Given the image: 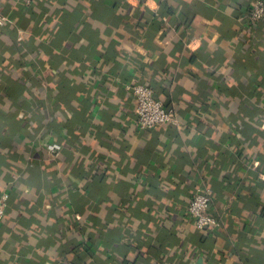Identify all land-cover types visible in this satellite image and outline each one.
<instances>
[{"label": "crops", "instance_id": "0c3cea01", "mask_svg": "<svg viewBox=\"0 0 264 264\" xmlns=\"http://www.w3.org/2000/svg\"><path fill=\"white\" fill-rule=\"evenodd\" d=\"M253 1H2L0 264H264ZM135 81L182 125L141 130ZM200 183L213 230L186 213Z\"/></svg>", "mask_w": 264, "mask_h": 264}, {"label": "built area", "instance_id": "2783aa9c", "mask_svg": "<svg viewBox=\"0 0 264 264\" xmlns=\"http://www.w3.org/2000/svg\"><path fill=\"white\" fill-rule=\"evenodd\" d=\"M0 0V28L7 23L6 17L1 11ZM264 18V0H255L250 6V9L245 15V19L251 23H256ZM134 98L136 123L141 130L151 131L159 125H170L180 127L182 120L175 112L174 107L165 106L164 103L157 98L153 89L139 81L125 86ZM47 152L52 157L58 156L61 146L56 143H51L46 146ZM8 194L3 192L0 194V223L4 217V211ZM211 201V191L200 183L195 189V193L189 205L186 208L188 218L191 220L193 227L197 231L205 229L213 230L218 227L219 223L209 213Z\"/></svg>", "mask_w": 264, "mask_h": 264}, {"label": "trees", "instance_id": "16d2710c", "mask_svg": "<svg viewBox=\"0 0 264 264\" xmlns=\"http://www.w3.org/2000/svg\"><path fill=\"white\" fill-rule=\"evenodd\" d=\"M251 28V30L253 31L252 33H250V32H248V37L246 38V41L247 42H249V43H251V44H257L258 43V41H259V39L264 35V18L261 20V21H259V22H257L256 24H255V27H250ZM1 29V28H0ZM261 57V56H260ZM249 64L250 63H248V66L244 63V64H242V66H239L238 68H237V70L239 69V71H248V72H250L251 73V75L257 80V85H259V86H263V82H261V80H260V75H261V71H260V69H259V67L258 68H256V67H254L253 68V71L251 70V66H249ZM247 68V69H246ZM252 72H254L253 74H252ZM151 88H153V87H151ZM226 91H227V93L229 92V88H227V89H225ZM153 91H154V88H153ZM6 94H8L9 92H10V89H6L5 88V91H4ZM233 93V95L235 96V95H237L238 97L241 95V93L240 92H237V91H233L232 92ZM154 94H155V96H156V92L154 91ZM229 94V93H228ZM158 100H160V101H162L161 99H159V97L157 98ZM163 103H164V101H162ZM247 103H248V101H247ZM246 103V104H247ZM165 104V103H164ZM166 105H168V104H165V106ZM248 106H249V104H248ZM250 107V106H249ZM249 109V111L247 112V114L246 115H250V116H254L255 115V112H252V110H250V108H248ZM1 118H2V116L0 117V121H1ZM36 121L37 120H39V118H38V116L37 115H35L34 117H33ZM2 119H4V118H2ZM1 123V122H0ZM147 132H149V131H147ZM255 133V131L251 128V127H249L248 125H244V127H243V134L250 140L251 139V136H252V134H254ZM100 180V183L102 182V179H99ZM95 182V181H94ZM93 182V183H94ZM197 186V185H196ZM195 186V187H196ZM194 187V188H195ZM197 231V230H196Z\"/></svg>", "mask_w": 264, "mask_h": 264}, {"label": "water", "instance_id": "95a60500", "mask_svg": "<svg viewBox=\"0 0 264 264\" xmlns=\"http://www.w3.org/2000/svg\"><path fill=\"white\" fill-rule=\"evenodd\" d=\"M155 98H156V96H155ZM197 264H201V260H199V261L197 262Z\"/></svg>", "mask_w": 264, "mask_h": 264}]
</instances>
